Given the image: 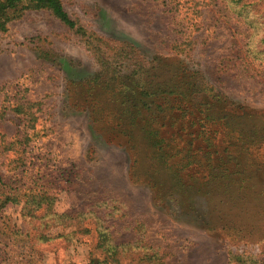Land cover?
Instances as JSON below:
<instances>
[{"label": "rangeland", "instance_id": "obj_1", "mask_svg": "<svg viewBox=\"0 0 264 264\" xmlns=\"http://www.w3.org/2000/svg\"><path fill=\"white\" fill-rule=\"evenodd\" d=\"M63 3L84 34L48 9L0 29V132L30 136L23 165L0 156V169L14 185L54 195L55 213L85 211L91 230L46 228L15 205L0 221V264H87L97 221L113 242L129 243L122 264H264V52L244 49V16L264 15V0ZM179 58L234 103L240 125L204 118L203 93L180 109L149 96L148 133L132 139L124 113L136 107L123 85L139 90L144 69L164 75ZM14 223L30 232L25 242L8 236Z\"/></svg>", "mask_w": 264, "mask_h": 264}, {"label": "trees", "instance_id": "obj_2", "mask_svg": "<svg viewBox=\"0 0 264 264\" xmlns=\"http://www.w3.org/2000/svg\"><path fill=\"white\" fill-rule=\"evenodd\" d=\"M40 10L48 9L52 14L63 22L69 29L77 32L85 33L84 29L78 26L77 21L69 15L64 7L63 0H0V29L5 30L6 24L19 18L26 10ZM249 25V31L244 41L246 51L253 50L258 54H263L264 51L258 49L260 43L264 42V15H245ZM260 31L263 35H258ZM259 36V39H258ZM252 46V47H251ZM250 49V50H249ZM143 61V60H142ZM101 63L104 65L103 61ZM110 64V63H109ZM177 65L168 67L164 75L160 74V68L158 71H153L156 66L146 68L139 74L136 81L140 83V88L131 87L128 84L123 85L125 92H129L134 98L133 102L136 107L135 111H127L124 113L125 125L128 126L127 134L134 139V134L139 129H144L145 136L148 133L144 127L141 126V118L143 114L142 106L149 108V96H164L167 100V104L177 103V109H180V105L187 104L188 100L197 93L209 95V99L206 97L203 102V114L204 118L210 119H224L228 125H240V122L235 121L232 117L236 110V106L232 103L228 97L217 89L206 77L202 70L189 69L185 64L184 58H179L176 61ZM163 68V67H162ZM113 68L105 63V71L108 73L113 72ZM134 78V76H133ZM172 95L174 97H172ZM136 96V97H135ZM190 97V98H189ZM198 106L197 100L192 103L194 109ZM16 112H23L22 107L17 106L14 108ZM168 110L172 112L173 107H169ZM187 111V110H186ZM4 108H0V117L4 116ZM132 124V127H130ZM240 134L242 132L240 131ZM30 138L28 133L17 132L14 137L8 138L4 133L0 132V156L5 157L7 166L11 169H17L24 163L23 153L24 150L21 144L25 143V140ZM240 141L238 137L233 141V145ZM149 142V141H148ZM151 143V142H149ZM155 143V142H154ZM132 147L136 148V144L132 143ZM165 156L163 153L160 155V159ZM168 161L165 156L164 164ZM8 168V167H7ZM11 179L7 177L6 173L1 172L0 169V221H4L6 209L14 207L15 205H21L22 215L31 216L32 219L40 222V225H44L46 228L50 224L59 223L65 226H75L74 232H86L88 233L91 228L85 224L87 217L85 211L74 214H58L53 212L54 195L47 193V191H35L33 187H23L25 184L14 185ZM20 181V180H19ZM18 184V183H17ZM171 196L167 195V198ZM43 207L42 213H38V210ZM98 214L97 211H93ZM100 219V216H95ZM4 223L0 224V231ZM95 231L97 236L92 240V249L90 251V261L87 264H106L109 260L112 264L123 263V253L125 249H130L129 243H117L113 242L109 234L105 232V225L95 222ZM37 229L36 225L33 227ZM8 236L13 240L19 242H25L30 235V232L24 230L17 223H14V227L7 231ZM136 250L138 254L143 258L150 261H154V254L147 252L145 245L137 244ZM154 263V262H153ZM157 263V262H156ZM163 264V262L161 263Z\"/></svg>", "mask_w": 264, "mask_h": 264}]
</instances>
